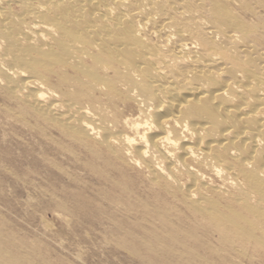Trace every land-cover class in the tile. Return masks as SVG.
<instances>
[{"label": "bare ground", "instance_id": "1", "mask_svg": "<svg viewBox=\"0 0 264 264\" xmlns=\"http://www.w3.org/2000/svg\"><path fill=\"white\" fill-rule=\"evenodd\" d=\"M234 2L0 0V94L120 161L131 173L113 187L145 183L137 201L164 220L202 219L228 250L264 252V22ZM52 76L77 91L58 96ZM101 155L84 169L100 173ZM4 226L0 264H35L40 246Z\"/></svg>", "mask_w": 264, "mask_h": 264}, {"label": "rangeland", "instance_id": "2", "mask_svg": "<svg viewBox=\"0 0 264 264\" xmlns=\"http://www.w3.org/2000/svg\"><path fill=\"white\" fill-rule=\"evenodd\" d=\"M239 2L252 7V13L244 12L250 25L258 17L264 22V0H236L230 10L237 15ZM52 77L48 84L56 86ZM62 82L55 87L58 96L77 91ZM94 95L109 105L108 98ZM69 136L0 94V221L26 243L40 246L35 264H264V252L222 246L202 219L164 220L152 205L139 203L148 198L145 183L137 181L129 190L113 187L116 180L122 184L121 174L131 172L119 173L120 161L93 142ZM92 153L105 156L94 160L100 173L84 169ZM164 210L185 214L176 204ZM191 227L192 234L181 233Z\"/></svg>", "mask_w": 264, "mask_h": 264}]
</instances>
